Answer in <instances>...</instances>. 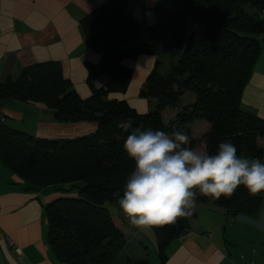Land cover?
I'll use <instances>...</instances> for the list:
<instances>
[{
	"label": "trees",
	"instance_id": "trees-1",
	"mask_svg": "<svg viewBox=\"0 0 264 264\" xmlns=\"http://www.w3.org/2000/svg\"><path fill=\"white\" fill-rule=\"evenodd\" d=\"M127 3L107 0L81 21L89 46L103 54L98 63L86 64L92 85L88 98L78 94L58 62L36 63L0 82L1 101L42 103L59 122L98 124L95 133L75 138L34 137L0 125L1 163L21 178L25 189L49 188L56 194L45 204L48 242L63 264H117L127 248L121 229L124 214L112 213L111 206L120 208L117 198L135 167L123 147L135 128L171 133L176 126L189 135L188 147L214 154L220 142L231 141L238 156L264 162V120L242 108L243 91L261 52L264 0H182L179 10L160 14L157 29L146 40L127 13ZM172 53L176 59L170 72L160 73L156 67L142 88L146 98L157 97L155 109L140 113L127 100L110 96L129 87L133 69L122 62L125 57ZM187 92L195 94L194 101L186 100ZM172 107L181 109L165 117L164 111ZM201 118L211 126L196 138L191 128ZM125 125H130L127 131ZM263 202L264 193L253 197L240 186L231 198L221 196L212 203L226 207L230 218L252 216ZM189 226L187 217L153 228L163 264L171 242ZM125 264L151 262L141 256L128 257Z\"/></svg>",
	"mask_w": 264,
	"mask_h": 264
},
{
	"label": "crops",
	"instance_id": "crops-1",
	"mask_svg": "<svg viewBox=\"0 0 264 264\" xmlns=\"http://www.w3.org/2000/svg\"><path fill=\"white\" fill-rule=\"evenodd\" d=\"M106 1L0 0V82L18 77L26 67L36 63L58 62L78 94L88 98L92 85L86 64L98 63L103 54L89 46L81 21ZM127 1L126 11L137 20L143 40L157 29L162 12L179 10L182 6V0ZM260 41L261 52L243 91L242 106L264 120V32ZM132 57L122 61L133 69L127 91L110 96L133 98L135 104L129 105L145 111L151 101L146 107L139 96H144L143 85L158 67L159 57L152 54ZM0 109L8 118L7 125L12 120L10 128L34 137L75 138L91 135L98 128L95 121L59 122L42 103L0 100ZM20 182L21 178L0 161V264H63L48 242L45 204L56 194L25 189ZM195 210L188 217L187 231L169 245L166 264H264V225L256 223L264 213V202L252 216L239 214L229 218L224 207V217L220 215L215 224L210 217L217 211H201L197 203Z\"/></svg>",
	"mask_w": 264,
	"mask_h": 264
},
{
	"label": "clouds",
	"instance_id": "clouds-1",
	"mask_svg": "<svg viewBox=\"0 0 264 264\" xmlns=\"http://www.w3.org/2000/svg\"><path fill=\"white\" fill-rule=\"evenodd\" d=\"M187 145L189 135L176 126L171 133L137 127L127 135L123 147L135 167L116 203L134 228L148 231L191 217L198 196L215 202L240 186L253 197L264 193L259 158L238 156L231 141L220 142L214 154ZM256 223L264 225V213Z\"/></svg>",
	"mask_w": 264,
	"mask_h": 264
},
{
	"label": "rangeland",
	"instance_id": "rangeland-1",
	"mask_svg": "<svg viewBox=\"0 0 264 264\" xmlns=\"http://www.w3.org/2000/svg\"><path fill=\"white\" fill-rule=\"evenodd\" d=\"M191 28H192V26L189 25V31L191 30ZM149 38H150V34L148 33L147 39H149ZM158 57H160V59H159L160 64H158L157 70L163 74L170 72V70L172 68L171 67V61L173 59L174 60L176 59L175 54L174 53L167 54V55L161 54V56L158 55ZM130 58H133V57H130ZM103 80H104V78H103ZM97 81H95L96 86H98ZM126 95H127V93H126ZM185 98L187 101H190V102L194 101L195 94L192 92H187L185 95ZM127 100L129 102L128 104H130V105L135 104V101L133 98H129ZM139 100L141 103H144L146 105V107L149 106V103H150L149 100H150L151 106L149 109H145V111H142V109L138 110L136 108L138 110V112L146 113V112L150 111L151 109H155L156 102H157L156 96L152 97V99H148L145 96H139ZM242 108L244 110H246L243 106H242ZM180 109H181L180 107H178V108H176V107L167 108L164 111V115L167 118L174 117L175 115H177L179 113ZM8 126L13 127L12 120L9 121ZM210 126H211V124L204 118L194 120L192 128H191V134L196 138L202 137L210 129ZM261 145H264V142H262ZM42 190L44 193H47V194H50V193L52 194V192H53L52 189H47V188H43ZM52 196H53V194H52ZM196 203L198 204L199 210H201V211H206L207 209H212V210L217 211V212H214L215 214H213L212 217H210L214 224L218 223V219H219L220 215H223V217H224V214H223L224 206L222 207V205L217 204V203L206 202V201L203 202L200 200H197ZM222 208H223V210H222ZM111 212L123 214L122 210L118 207H115V206H111ZM194 212H196V210ZM124 219H125V223L121 229L126 234L128 245H127V248L119 255L120 261L118 259L117 264H125L128 257H130L131 259H135V258H139L141 256H144V257L147 256L149 258V261L151 262V264H158V262L160 263L161 259L159 256L158 240H157L156 234L154 232V229H151L148 231H140V230L134 228L133 226H131L129 224L128 220L125 218V216H124ZM228 224L230 225V224H232V222L229 221ZM227 234L229 235V232ZM175 240H173V241H175Z\"/></svg>",
	"mask_w": 264,
	"mask_h": 264
},
{
	"label": "built area",
	"instance_id": "built-area-1",
	"mask_svg": "<svg viewBox=\"0 0 264 264\" xmlns=\"http://www.w3.org/2000/svg\"><path fill=\"white\" fill-rule=\"evenodd\" d=\"M259 15H260L261 20H263V22H264V8L261 9ZM7 120H8V118H7L6 114L4 113L3 110L0 109V125L6 124Z\"/></svg>",
	"mask_w": 264,
	"mask_h": 264
},
{
	"label": "water",
	"instance_id": "water-1",
	"mask_svg": "<svg viewBox=\"0 0 264 264\" xmlns=\"http://www.w3.org/2000/svg\"><path fill=\"white\" fill-rule=\"evenodd\" d=\"M99 84V82H97Z\"/></svg>",
	"mask_w": 264,
	"mask_h": 264
}]
</instances>
